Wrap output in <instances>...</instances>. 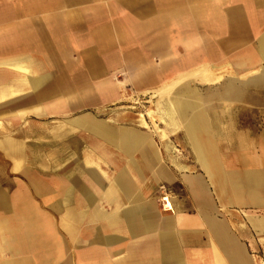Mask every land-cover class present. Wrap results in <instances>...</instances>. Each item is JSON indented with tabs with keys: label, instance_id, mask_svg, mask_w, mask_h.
<instances>
[{
	"label": "crops",
	"instance_id": "obj_1",
	"mask_svg": "<svg viewBox=\"0 0 264 264\" xmlns=\"http://www.w3.org/2000/svg\"><path fill=\"white\" fill-rule=\"evenodd\" d=\"M241 64L264 0H0V264H264V106L189 88Z\"/></svg>",
	"mask_w": 264,
	"mask_h": 264
},
{
	"label": "rangeland",
	"instance_id": "obj_2",
	"mask_svg": "<svg viewBox=\"0 0 264 264\" xmlns=\"http://www.w3.org/2000/svg\"><path fill=\"white\" fill-rule=\"evenodd\" d=\"M214 51H211V53ZM244 53L246 51H243ZM214 54L212 53V60L215 58ZM248 56H244L241 59L231 60L230 58L227 59L228 62L237 61L239 63L250 61ZM181 60V59H180ZM178 68L179 72H182L181 66L175 67ZM170 69V67H169ZM174 69V70H175ZM207 72L209 74V79L207 81H196L194 83H189V88L203 91H209L210 98L206 99L207 102L211 103H218L220 100L226 101V103L232 107L234 106H242V105H250L253 104L255 106H264V66L261 65H248V64H241V65H210L206 67ZM261 77L256 78L253 81H244V82H235L231 79L234 78V75H241L243 79L251 78V75H260ZM226 75V76H225ZM181 84L179 83L178 86L180 87ZM232 89V90H231ZM243 89V97L237 99L236 101V91H240ZM230 91V92H229ZM200 101L204 99L202 97L199 98ZM197 101V100H196ZM122 105H128L132 107V111H135L137 114L140 113L141 118H146L147 121L152 123L158 122L163 129L164 134L165 131V123L161 121L159 118L156 120V116L151 113L150 111L153 110L156 106V97L153 95L152 92H144L143 94L135 95L132 93V97L127 98ZM196 104V103H195ZM208 104V103H207ZM197 105V104H196ZM195 105V106H196ZM243 117V121L250 120L252 114H239ZM247 118V119H245ZM250 122V121H249ZM158 127V125H157ZM170 137V136H166ZM172 138V137H171Z\"/></svg>",
	"mask_w": 264,
	"mask_h": 264
},
{
	"label": "built area",
	"instance_id": "obj_3",
	"mask_svg": "<svg viewBox=\"0 0 264 264\" xmlns=\"http://www.w3.org/2000/svg\"><path fill=\"white\" fill-rule=\"evenodd\" d=\"M159 190L161 191V194H162V196H161L162 206L163 207H169V200H168L169 193H170L169 188L165 185H161L159 187Z\"/></svg>",
	"mask_w": 264,
	"mask_h": 264
}]
</instances>
